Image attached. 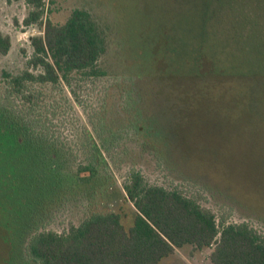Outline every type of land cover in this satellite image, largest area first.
Returning a JSON list of instances; mask_svg holds the SVG:
<instances>
[{"label": "trees", "instance_id": "trees-1", "mask_svg": "<svg viewBox=\"0 0 264 264\" xmlns=\"http://www.w3.org/2000/svg\"><path fill=\"white\" fill-rule=\"evenodd\" d=\"M8 2H24L29 12L22 25L40 34L29 38L32 54L24 69L4 71L0 78V233L9 246L7 264H160L184 247L209 249L210 264H264V238L247 224L218 226L196 201L149 185L133 170L122 186L134 209L129 227L119 212L87 215L92 201L104 200L110 188L109 162L122 163L126 146L140 149L127 138L110 150L100 148L90 114L98 112L102 96L118 103L136 81L106 77L99 62L108 37L88 11L75 9L63 25H55L46 16V0ZM206 8L209 27L221 29L208 53L218 46L228 58L226 69L237 54V75L226 84L242 87L254 77V86L262 87L264 0H208ZM10 48V38L0 33V55ZM99 78H110V85L83 107L82 125L69 130L54 123L57 108L34 90L64 84L76 97L75 80ZM76 214L79 222L68 221Z\"/></svg>", "mask_w": 264, "mask_h": 264}, {"label": "rangeland", "instance_id": "rangeland-1", "mask_svg": "<svg viewBox=\"0 0 264 264\" xmlns=\"http://www.w3.org/2000/svg\"><path fill=\"white\" fill-rule=\"evenodd\" d=\"M207 2L46 0V16L55 25H63L75 9L88 11L108 37L99 62L106 77L136 81L118 103L102 96L98 112L90 114V131L100 148L110 150L113 142L127 138L137 140L140 149L126 146L122 163L109 162L111 189L104 200L92 201L87 215L119 212L129 227L134 209L122 186L133 170L149 185L196 201L218 226L244 223L264 238V84L254 86V77L242 87L226 84L237 75V54L226 69L228 58L218 46L208 53L221 29L209 27ZM28 12L24 2L0 0V33L11 41L9 53L0 55V78L4 71L21 72L32 54L29 38L40 29L22 25ZM110 78L73 81L76 97L64 84L34 90L57 108L54 123L69 130L82 125L83 107L108 88ZM162 156L168 158L158 165ZM78 217L68 221L77 223ZM209 253L184 247L160 264H210ZM8 256L0 233V264H7Z\"/></svg>", "mask_w": 264, "mask_h": 264}]
</instances>
